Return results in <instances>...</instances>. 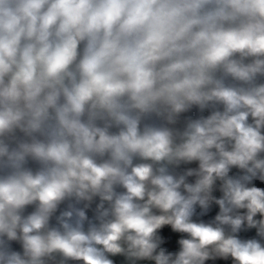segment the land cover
<instances>
[{"label": "clouds", "instance_id": "obj_1", "mask_svg": "<svg viewBox=\"0 0 264 264\" xmlns=\"http://www.w3.org/2000/svg\"><path fill=\"white\" fill-rule=\"evenodd\" d=\"M0 264H264V0H0Z\"/></svg>", "mask_w": 264, "mask_h": 264}]
</instances>
